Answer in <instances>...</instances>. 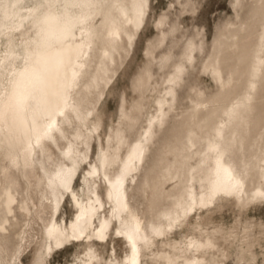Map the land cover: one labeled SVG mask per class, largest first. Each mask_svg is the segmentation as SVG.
I'll use <instances>...</instances> for the list:
<instances>
[{
	"label": "rangeland",
	"instance_id": "rangeland-1",
	"mask_svg": "<svg viewBox=\"0 0 264 264\" xmlns=\"http://www.w3.org/2000/svg\"><path fill=\"white\" fill-rule=\"evenodd\" d=\"M132 7L133 0H0V100L14 66L26 64L27 42L43 40L37 20L47 8L62 19L61 32L92 41L80 58L69 111L52 137L35 144L33 158L0 126V264L41 260L58 191L53 180L73 158L75 192L86 200L99 192L112 217L103 173L121 172L140 141L145 157L127 194L150 236L143 264H166L171 254L178 260L173 264L194 257L205 264H264V194L258 193L264 191V0H147L140 26L126 21L123 10L132 16ZM18 24L21 32L9 40L5 32ZM214 155L242 178L241 197L210 199ZM95 165L101 169L96 183L85 180ZM190 192L197 200L209 197L207 205L194 203L191 212ZM8 193L16 199L12 212ZM75 213L63 201L58 222L69 226ZM166 216L177 218L173 230ZM113 223L107 243L70 241L42 264H77L92 251L98 264L121 263L129 247L118 234L120 223ZM156 224L168 233L153 237Z\"/></svg>",
	"mask_w": 264,
	"mask_h": 264
},
{
	"label": "bare ground",
	"instance_id": "bare-ground-1",
	"mask_svg": "<svg viewBox=\"0 0 264 264\" xmlns=\"http://www.w3.org/2000/svg\"><path fill=\"white\" fill-rule=\"evenodd\" d=\"M146 3L147 0H133L132 10L134 14L129 16L128 12L125 9L123 10L125 17H127L126 21L133 22L134 26H140L144 21L143 16L145 14ZM47 9L43 16L37 20L39 24L38 29L41 30L43 40H40V42L38 40L39 36L37 35V39H34L33 42H27L26 50H28V57L27 61H25L26 64L23 68L14 66L13 73L11 72L12 75L9 73L11 75L10 85L8 83L9 88H6L7 91L0 100V126L2 131L4 133L12 132L16 136V139H19L22 145L23 155L27 160L33 158L36 153V143L40 144L44 142L45 138L55 134V130L59 125L60 116L67 112L70 104L68 101L70 90L77 85L80 68L83 65V59L80 60V58H84L88 51V45L92 42L84 41V37L81 40L76 39L78 34H69L66 31L61 32L60 30H63L65 27L64 23H61L62 21L60 22L62 19L59 20L60 17L58 18L56 11ZM89 16L91 17V14L83 16L81 22L86 24L89 21ZM20 28L21 24L14 25L10 28V31L5 30L7 31L5 32V36L11 40L13 36L21 32ZM83 29L85 30L84 33H87L85 36L87 37L88 32L91 30L87 26ZM39 30L38 32L40 33ZM57 32H61L62 37L60 38L58 36V40L56 37V41L48 43L47 39H52ZM80 35L84 36L82 32ZM262 35H264V29ZM30 40L32 39L30 38ZM214 72H217V70ZM144 150L145 146L141 141L131 148V151L122 164L121 172L115 177H110L104 171L107 195L114 206V212L112 211L113 216L110 218L105 214V203L99 192L94 190V195L87 200L75 192L73 184L79 170L78 159L73 158L74 164L72 166L60 169L56 175L57 179L53 180V184L57 187L58 191L52 197L53 215L46 228V242L40 252L41 260L37 264H42L44 260H47L48 256L55 249H65L70 241L78 243L86 241H106L107 243L109 241L108 237L111 236L114 230L115 225L113 222L115 224L120 223L121 228L118 227V234L125 240L129 249L128 254L121 263L112 262L110 264H143L142 250L144 246H146L144 248L150 246V236L143 226L142 218L132 210L127 190L129 180L134 178V174L140 171V165L143 164L145 157ZM71 153L72 149L68 151V154ZM218 157L216 156L214 160L215 166L212 164L214 167L211 168L213 178L210 187L211 191H209L210 199L213 200L219 196L222 197L223 194L226 196H234V198L241 197L244 187L242 178L234 168L222 162L223 160L221 161L222 156L220 159ZM102 166H106L104 161ZM96 173H99V176H101V169L97 165L88 171L87 175L89 176L85 180H93L96 183ZM258 193L264 194V191L258 190ZM188 195L192 201L188 207L191 212L195 210L194 203L198 204L201 202L204 206L208 203L209 197L206 198L205 195L201 194L198 200V197L196 198L192 192ZM68 199L76 207V213L75 217L70 221V225L63 227L58 222V217L63 201L65 203ZM15 201L14 195L8 193L6 208L9 212L13 211ZM96 221L99 222L97 225H95ZM165 221H168V225L166 226H170L171 230H173L177 218L169 216ZM156 225H152L150 229L154 234L153 237L156 235L160 238L168 233L166 231L167 229ZM200 247L201 245L198 246L197 243L193 245L195 252H198ZM85 254L86 258L84 257L77 264H98L99 260L97 261V255L93 251L85 252ZM157 255L156 257H158ZM171 255H169L170 257H165L166 259L164 258L165 255L162 256L166 260V264H173L175 261H178L174 259V254L173 258ZM186 262L187 264H205L200 257L185 259Z\"/></svg>",
	"mask_w": 264,
	"mask_h": 264
}]
</instances>
